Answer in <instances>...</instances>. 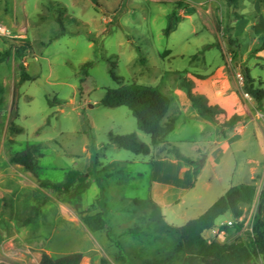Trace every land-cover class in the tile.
<instances>
[{
  "label": "rangeland",
  "instance_id": "rangeland-1",
  "mask_svg": "<svg viewBox=\"0 0 264 264\" xmlns=\"http://www.w3.org/2000/svg\"><path fill=\"white\" fill-rule=\"evenodd\" d=\"M57 19L68 33L47 46L60 29ZM170 25L175 30L167 34ZM227 28L240 38L236 55L225 41ZM89 38H102L99 53ZM263 38L264 0H240L235 8L225 0H0V192L13 195H5L2 207L0 202V228L6 230L0 235V264H40L43 255L72 253L84 254L81 264H182L184 257L174 253L176 240L159 231L158 214L147 205L151 158L109 144L110 134L134 133L152 146L127 107L101 104L107 90L135 82L159 88L171 99L169 116L178 119L176 131L153 157L167 155L168 140L199 163L191 209L161 210L165 222L182 227L230 187L253 184L256 199L243 227L223 231L234 221L227 214L204 234L220 243L249 242L264 188V112L246 93L243 69L264 91ZM27 43L25 57L17 58L15 50ZM87 62L93 66L81 92L79 72ZM21 64L32 80L21 82ZM187 78L219 111L218 124L192 108L181 87ZM55 100L59 105L51 106ZM235 116L241 123L222 136L220 124ZM33 144L47 145L34 173L11 163ZM72 171L87 174L84 187L78 182L60 193L40 186L64 184ZM102 205L109 210L112 238L106 230L92 233L79 217ZM136 224L140 235H129L127 229ZM117 241L126 263L116 259ZM255 263L264 264L262 258Z\"/></svg>",
  "mask_w": 264,
  "mask_h": 264
},
{
  "label": "trees",
  "instance_id": "trees-1",
  "mask_svg": "<svg viewBox=\"0 0 264 264\" xmlns=\"http://www.w3.org/2000/svg\"><path fill=\"white\" fill-rule=\"evenodd\" d=\"M228 6L235 8L240 0H225ZM60 29L52 36L47 44L50 45L53 41L65 36L68 31L61 19H57ZM175 30V26L170 25L167 28V34ZM108 31L104 32L106 35ZM224 38L230 49L239 48L240 38L233 37L230 29L227 28L224 32ZM94 44L96 43V52L101 51L102 38L96 41L94 38H89ZM30 49V44H25L21 48L15 50V55L19 59L25 57V53ZM262 49L264 50V38ZM12 55V50L6 53L5 57ZM93 66V62H87L81 66L79 75L80 91H83L84 83L89 77V69ZM21 82L32 80V77L27 73L23 64L20 65ZM113 80L119 82L120 77L114 72V68L109 71ZM243 77L246 93L253 97L260 111L264 112L263 101L264 91L256 89L253 84V78L249 69H243ZM181 87L184 89L187 99L191 103L200 117L208 118L211 122L218 124L219 111L208 104L206 99L194 92V82L190 79H184L181 82ZM59 101L50 102L51 106L59 105ZM101 104L109 108H117L121 106L127 107L132 115L137 119L138 126L141 131L148 134L152 138V146L141 144L136 134L127 135H109V144L118 148L125 149L135 155L150 156L153 154V149L158 148L164 139L175 130L177 118L169 116L171 109V99L166 96L159 88L153 86L132 83L123 85L117 89H109ZM241 123V118L233 117L229 122L220 124V134L225 136L227 131L233 129ZM11 132L17 131L13 128ZM19 132V130H18ZM89 138L94 142L93 135L89 134ZM47 149L45 144L29 145L24 151L14 155L11 158V163L20 165L24 169L34 173L36 169L37 159L44 155ZM167 155L172 154L176 159L194 168L195 179L198 178L199 168L198 161L193 160L184 155L179 147L168 144L165 151ZM156 158L153 157V161ZM87 181V174L80 171H72L69 173L67 181L64 184H55L51 182H41L40 186L52 192L66 193L72 189L76 183H81L84 187ZM257 187L253 184H241L232 186L228 189L224 196L219 198L203 215L197 219L189 221L182 227H174L167 224L161 214L160 207L152 200L147 201V205L151 206L153 211L158 214L159 231L166 236H170L176 240L174 253L181 254L184 259L182 264H256V258H262L264 262V188L260 193L257 213L253 227L254 235L249 242L235 241L232 243H220L211 241L204 237L206 232L217 228L216 222L219 218L230 214L234 219L243 217L246 210L253 204L256 199ZM101 205V201L97 200ZM134 205L142 207L143 204L138 200H134ZM79 217L84 226L92 233L107 231L108 237L112 238V228L109 219V210L106 206H101V210L92 213L90 210L80 213ZM143 217L138 216V220H143ZM30 223L32 218L28 220ZM232 227L241 228V225L224 226L222 230H228ZM142 227L138 224L127 229L129 235L139 236ZM117 245L119 243L117 241ZM119 254L116 259L128 262L124 250L119 246ZM84 258L83 253H72L60 257H50L43 255L40 264H81ZM143 264H163V262H143Z\"/></svg>",
  "mask_w": 264,
  "mask_h": 264
},
{
  "label": "crops",
  "instance_id": "crops-1",
  "mask_svg": "<svg viewBox=\"0 0 264 264\" xmlns=\"http://www.w3.org/2000/svg\"><path fill=\"white\" fill-rule=\"evenodd\" d=\"M177 122L175 130L173 132L176 131ZM167 137L165 139H167ZM166 142L169 144L176 145L172 142H169L168 140H166ZM145 157L151 158L150 164L152 167V173L149 196L150 199H152L164 213L169 209L172 210L175 207L179 206L186 207L185 210L191 209V203H189L191 197L190 194L193 191L194 186L198 180V178L195 179L194 168L176 159L172 154L158 157L154 161L153 154ZM1 179L2 178L0 176V184L2 183ZM1 190L2 191L0 192V202L2 207L4 204L3 202L5 195L11 197H13V195L12 192L8 189ZM163 217L164 219H166L165 216ZM216 225H218L217 222ZM171 226L173 225L171 224ZM3 234H6V230L0 228V235ZM6 241L10 243L12 240L4 239L2 242L5 243ZM0 246H2L1 242Z\"/></svg>",
  "mask_w": 264,
  "mask_h": 264
},
{
  "label": "built area",
  "instance_id": "built-area-1",
  "mask_svg": "<svg viewBox=\"0 0 264 264\" xmlns=\"http://www.w3.org/2000/svg\"><path fill=\"white\" fill-rule=\"evenodd\" d=\"M244 216L239 218V219H234V221H229L227 223L228 226H234V225H241V228L243 227L244 225ZM254 222H255V218H254ZM254 222L252 223V228H251V232H252V236L254 235L253 233V227H254ZM248 224V223H247ZM215 230V229H214ZM224 231V230H223Z\"/></svg>",
  "mask_w": 264,
  "mask_h": 264
}]
</instances>
